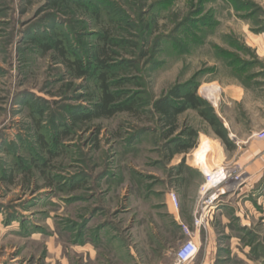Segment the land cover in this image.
I'll return each mask as SVG.
<instances>
[{
  "label": "rangeland",
  "instance_id": "rangeland-1",
  "mask_svg": "<svg viewBox=\"0 0 264 264\" xmlns=\"http://www.w3.org/2000/svg\"><path fill=\"white\" fill-rule=\"evenodd\" d=\"M106 25L113 28L115 73L125 80L127 102L138 104L74 123L71 111L94 108L95 83L75 79L33 38H46L56 26L91 67ZM225 50L252 62L244 77ZM242 82L249 93L234 102L227 85ZM185 86H196L215 113L223 109L242 128L254 127L250 138L229 139L228 148L236 142L246 152L262 141L254 133L264 129V0H0V264H122L123 243L136 248L148 223L167 222L156 202L177 190L179 162L171 149L174 140L189 142V130L199 133L190 162L208 169L238 164L245 180L239 197L231 189L220 206L235 201L247 220L230 218L220 237L221 264H264V165L253 166L264 152L238 163L231 154L222 163V141L195 109L178 117L168 138L155 105ZM40 111L49 140L59 126L69 129L51 161L37 144L33 117ZM34 155L47 163L44 171ZM91 245L99 248L97 261L89 257Z\"/></svg>",
  "mask_w": 264,
  "mask_h": 264
},
{
  "label": "trees",
  "instance_id": "trees-1",
  "mask_svg": "<svg viewBox=\"0 0 264 264\" xmlns=\"http://www.w3.org/2000/svg\"><path fill=\"white\" fill-rule=\"evenodd\" d=\"M93 15H95L96 18L100 17L97 10H95ZM55 27L56 26L53 27L55 32L53 34H47L46 38H33L34 45L41 48L44 53L53 52L54 57L62 61L75 79L88 78L95 83V90L90 97V100L94 102V108L81 112L71 111L70 113L72 114L71 117L74 123L88 122L93 118H109L119 112L135 109L138 100L133 98L127 102V96L126 93L123 92L122 86L125 80L115 73L116 66H114L113 60L115 59L116 52L112 49V44H114L113 28L107 25L103 27V31L98 36L97 49L94 53L95 62H93L91 67H88L81 59L78 52L73 49L71 38ZM222 53L228 58L227 61L229 65L239 72L241 77H244L243 72L246 67L252 65V62L240 60L235 55L232 56L233 54H230V52L226 50ZM239 62L241 64H239ZM252 76L253 75H249L245 78H251ZM155 107L162 115L165 125L170 127L167 134L168 138L177 131L178 117L187 109H195L203 119L214 128L215 134L221 138L227 146L230 145L223 124L219 121L212 105L198 95L196 86L177 87L171 92V97L169 99L157 101ZM203 107L208 108L204 110ZM37 115L39 117H33L37 127V144L41 152L50 156L49 161H51L62 147L61 142L67 138L69 129L65 125L59 126V134L56 136V139L49 140L47 134L42 131L43 111H40ZM188 135L190 139L189 142L179 139H177L178 141H173L176 146L171 149V157L176 153H187L195 147L194 140L198 137V132L189 130ZM33 159L35 165H37L39 169L43 167L42 170L44 171L47 163L43 162L44 165L39 164L41 160L38 159L36 155H34ZM184 161L183 159L181 164H183ZM21 167L26 171L29 170L24 163H21Z\"/></svg>",
  "mask_w": 264,
  "mask_h": 264
},
{
  "label": "crops",
  "instance_id": "crops-1",
  "mask_svg": "<svg viewBox=\"0 0 264 264\" xmlns=\"http://www.w3.org/2000/svg\"><path fill=\"white\" fill-rule=\"evenodd\" d=\"M229 88V97L234 102L240 103L243 98L249 93V89L245 88V83L241 84L233 83L227 85ZM222 108V107H221ZM219 121L223 124V127L227 133L228 139H247L250 138L251 132H254V127H241L242 122L237 117L227 115L223 109L216 112ZM215 134V133H214ZM216 135V134H215ZM199 136V133H198ZM217 136V135H216ZM218 137V136H217ZM219 138V137H218ZM221 141L222 139L219 138ZM218 158L223 163L231 154L230 159H233L234 163H238L243 160V157L249 154V162L252 158L261 152H264V142L255 144L256 147L250 146L246 152H242V147L239 143L234 142L231 148H228L222 141L219 143ZM252 145V142H251ZM256 149V150H255ZM258 150V151H257ZM187 153H176L174 157H178L179 164L177 165V174L175 175L176 186L175 189H171V192H175L178 196V206H176L171 197L170 191L163 194L160 200H157L156 204L164 207L167 222L163 225L158 221L153 220L148 223L147 227L141 230V235L144 236V243L138 247L130 244L122 245V264H176L174 251L177 247L178 239L182 238V224L188 225L193 230V235L196 242L200 245V252L198 256L190 264H221L224 261V257L220 255V237L229 232L228 224L231 223L230 218H235L247 222L240 208L236 207V202L231 201L220 209V212L210 220L207 229H197L193 224V213L196 206L197 194L200 184L204 181L203 170L204 163L200 162L194 164L193 161H189L186 158ZM185 160L183 164L182 161ZM195 160V158L193 159ZM248 163V161L246 162ZM256 164L264 165V154L255 161ZM193 182V183H192ZM194 186V191L190 189ZM238 188L240 186H237ZM233 189L230 193L232 196H238V188ZM189 188V189H188ZM243 189L242 187H240ZM240 189V190H241ZM238 193V194H237ZM237 197V199H238ZM236 199V200H237ZM155 204V205H156ZM239 204V203H238ZM231 209L232 214H228L224 210ZM163 217V216H162ZM161 217V218H162ZM242 222V223H245ZM247 224V223H245ZM245 224L244 227L246 226ZM99 248L91 247L88 249L90 259L96 260L99 258ZM222 250V249H221ZM97 261V260H96Z\"/></svg>",
  "mask_w": 264,
  "mask_h": 264
},
{
  "label": "built area",
  "instance_id": "built-area-1",
  "mask_svg": "<svg viewBox=\"0 0 264 264\" xmlns=\"http://www.w3.org/2000/svg\"><path fill=\"white\" fill-rule=\"evenodd\" d=\"M257 139L264 142V129L254 133ZM241 166L220 165L203 170L204 181L200 185L199 196L193 213V224L197 229H207L210 220L220 210L224 202V195L231 189L241 185L245 180L240 171ZM173 203L178 206V197L175 192H170ZM183 237L178 239L174 251L176 264H190L198 256L200 245L196 242L193 230L182 224Z\"/></svg>",
  "mask_w": 264,
  "mask_h": 264
},
{
  "label": "bare ground",
  "instance_id": "bare-ground-1",
  "mask_svg": "<svg viewBox=\"0 0 264 264\" xmlns=\"http://www.w3.org/2000/svg\"><path fill=\"white\" fill-rule=\"evenodd\" d=\"M202 90V89H201Z\"/></svg>",
  "mask_w": 264,
  "mask_h": 264
}]
</instances>
